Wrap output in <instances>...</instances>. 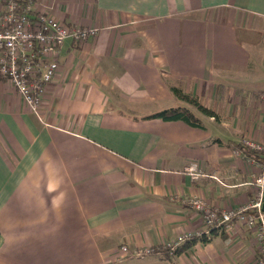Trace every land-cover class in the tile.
<instances>
[{
    "label": "crops",
    "instance_id": "crops-1",
    "mask_svg": "<svg viewBox=\"0 0 264 264\" xmlns=\"http://www.w3.org/2000/svg\"><path fill=\"white\" fill-rule=\"evenodd\" d=\"M33 3L98 31L65 39L39 115L0 81V264H264L254 230L235 220L207 230L185 202L229 209L257 195L258 160L232 150L244 137L264 144V0ZM171 107L202 127L145 118ZM186 232L207 241L166 254ZM146 247L155 251L133 254Z\"/></svg>",
    "mask_w": 264,
    "mask_h": 264
},
{
    "label": "built area",
    "instance_id": "built-area-1",
    "mask_svg": "<svg viewBox=\"0 0 264 264\" xmlns=\"http://www.w3.org/2000/svg\"><path fill=\"white\" fill-rule=\"evenodd\" d=\"M97 31L96 27H71L45 11H36L33 0H0V81L10 82L32 112L39 115L45 86L58 69V54L65 39L81 43L95 36ZM260 98L264 100V91L260 93ZM240 142L264 153V144L249 137H244ZM232 151L241 154L239 149ZM258 163L260 170L253 173L249 181L257 188V195L248 203L237 208L217 209L210 207L201 197H191L185 202L200 213L207 230L229 231L233 220L254 230L256 240L264 251V161ZM185 170L193 177L201 174L196 163H190ZM199 234L183 233L177 240L164 243L162 248L167 250V254H174L182 241ZM120 249L127 254L126 245H121ZM154 251L146 247L136 249L133 254L143 255Z\"/></svg>",
    "mask_w": 264,
    "mask_h": 264
},
{
    "label": "trees",
    "instance_id": "trees-1",
    "mask_svg": "<svg viewBox=\"0 0 264 264\" xmlns=\"http://www.w3.org/2000/svg\"><path fill=\"white\" fill-rule=\"evenodd\" d=\"M171 90L175 97L178 99L184 101L185 103L193 106L195 109H197L200 113H202L205 116H213L217 118L216 112L203 105L197 97L191 96L185 92H183L180 88L178 87H171ZM145 118H161L162 120L166 121H174V120H180L188 125L194 126V127H202V122L201 120L193 114V112L187 108V107H171L167 109H162L160 111H157L153 114H150L146 116ZM233 148L239 149L241 151V154L246 156L247 158L258 160L259 162L264 161V157H261V154L264 155V153L259 152L257 150L251 149L248 146L243 145L240 141L238 143H235L233 145ZM196 237V238H194ZM190 240H200L202 242L207 241V238L202 236L201 234L199 235H193ZM164 252L167 254V250L164 249ZM175 253V251H174Z\"/></svg>",
    "mask_w": 264,
    "mask_h": 264
},
{
    "label": "rangeland",
    "instance_id": "rangeland-1",
    "mask_svg": "<svg viewBox=\"0 0 264 264\" xmlns=\"http://www.w3.org/2000/svg\"><path fill=\"white\" fill-rule=\"evenodd\" d=\"M195 110V112H197L198 114L200 113L197 109H194ZM200 114H202V113H200ZM233 137H236L235 135H232Z\"/></svg>",
    "mask_w": 264,
    "mask_h": 264
},
{
    "label": "water",
    "instance_id": "water-1",
    "mask_svg": "<svg viewBox=\"0 0 264 264\" xmlns=\"http://www.w3.org/2000/svg\"><path fill=\"white\" fill-rule=\"evenodd\" d=\"M262 201H264V198H262ZM262 210H264V203H262Z\"/></svg>",
    "mask_w": 264,
    "mask_h": 264
}]
</instances>
